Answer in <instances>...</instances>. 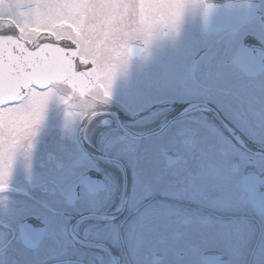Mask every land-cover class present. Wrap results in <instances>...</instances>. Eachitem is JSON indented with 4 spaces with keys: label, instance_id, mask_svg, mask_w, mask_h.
Instances as JSON below:
<instances>
[{
    "label": "flooded vegetation",
    "instance_id": "obj_1",
    "mask_svg": "<svg viewBox=\"0 0 264 264\" xmlns=\"http://www.w3.org/2000/svg\"><path fill=\"white\" fill-rule=\"evenodd\" d=\"M145 2L78 14L70 38L108 96L51 82L0 155V264H264V0H183L174 27L130 42Z\"/></svg>",
    "mask_w": 264,
    "mask_h": 264
},
{
    "label": "snow or ice",
    "instance_id": "obj_2",
    "mask_svg": "<svg viewBox=\"0 0 264 264\" xmlns=\"http://www.w3.org/2000/svg\"><path fill=\"white\" fill-rule=\"evenodd\" d=\"M100 7H109L107 5ZM184 7L183 0H146L142 11L137 8L133 11L137 18L142 19L143 35L145 43L148 36L160 24H167L174 27ZM97 8L93 0L87 4H74L71 6L73 15L81 11ZM68 10L62 0H40L37 4L38 13L43 16L62 14ZM110 11L113 15H119L118 5H111ZM130 11L129 16L131 17ZM51 30L42 28L34 38L28 36L13 35L12 39L23 45V50L12 47L11 55L7 52L3 59V82L0 85V155L7 161L10 159L12 150L19 145L21 138L26 140L34 126L38 123L41 112L51 95L50 90L55 85L46 83L51 77L63 70V63L58 54L51 49H45V45H51L52 49L64 50V55L76 49L71 40L55 39L49 34ZM18 33V30H17ZM9 33L0 30V35ZM119 38V33L113 34V40ZM109 53L101 52L96 57V67L102 70ZM117 58L123 57L126 60V53L115 52ZM73 68L81 73L88 82L89 92L83 99L96 100L107 98V90H102L111 79V73L106 74L103 82L94 79L93 76L85 75L91 73L93 65L91 62L82 63L79 57H71ZM27 85L24 87L23 85ZM102 91V95H101ZM12 97V98H9ZM98 97H100L98 99ZM6 168L0 171V190L5 187Z\"/></svg>",
    "mask_w": 264,
    "mask_h": 264
},
{
    "label": "water",
    "instance_id": "obj_3",
    "mask_svg": "<svg viewBox=\"0 0 264 264\" xmlns=\"http://www.w3.org/2000/svg\"><path fill=\"white\" fill-rule=\"evenodd\" d=\"M0 30H4L5 32L9 33L8 35H0V85H2V82H3L2 69H3V59H4L5 52L11 55L13 46L17 47L18 49L23 50V45L19 43L17 40L12 39V36L17 35L18 33L16 29L13 27V25L8 20H0ZM44 47L45 49H51L52 51L56 52L61 62L63 63V70L59 72L58 74L54 75L53 77H51V79H49L48 81L60 80L64 82H71L72 85H76L77 87L87 82L84 79V76L81 73L76 72L73 68L71 57H77L75 50L69 52L68 55L65 56L63 49H60V48L52 49L51 45H45ZM85 75L92 76L91 73H87ZM23 86L25 87L26 84ZM2 98L3 97H0V99ZM9 98H12V97H9Z\"/></svg>",
    "mask_w": 264,
    "mask_h": 264
},
{
    "label": "rangeland",
    "instance_id": "obj_4",
    "mask_svg": "<svg viewBox=\"0 0 264 264\" xmlns=\"http://www.w3.org/2000/svg\"><path fill=\"white\" fill-rule=\"evenodd\" d=\"M36 1V0H35ZM37 2V1H36ZM27 5L35 7L33 4H25V11L27 12L28 19L26 20L25 27L27 32L37 34L42 28L51 29L54 25L59 27L63 24H73L79 20L78 15H73L71 6L69 3L66 4L68 10L62 14H55L47 17L41 16L37 8H31ZM17 5L14 0H0V16L11 15L16 9ZM18 23V22H17ZM62 31V30H61ZM29 36V35H28ZM32 36V35H31ZM99 78H105L102 74H99Z\"/></svg>",
    "mask_w": 264,
    "mask_h": 264
},
{
    "label": "clouds",
    "instance_id": "obj_5",
    "mask_svg": "<svg viewBox=\"0 0 264 264\" xmlns=\"http://www.w3.org/2000/svg\"><path fill=\"white\" fill-rule=\"evenodd\" d=\"M170 27L169 25L167 24H160L156 27V29H161V28H168ZM130 42H134V41H142V36L139 35V34H135V39L133 40L132 37H129L128 38Z\"/></svg>",
    "mask_w": 264,
    "mask_h": 264
}]
</instances>
